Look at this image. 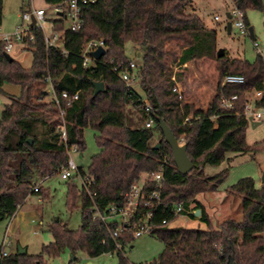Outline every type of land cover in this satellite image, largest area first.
Masks as SVG:
<instances>
[{
  "label": "trees",
  "instance_id": "16d2710c",
  "mask_svg": "<svg viewBox=\"0 0 264 264\" xmlns=\"http://www.w3.org/2000/svg\"><path fill=\"white\" fill-rule=\"evenodd\" d=\"M64 1L45 0L50 6ZM4 3L0 0V28ZM191 3L95 0L82 7L80 30L71 31L63 19L53 22V30L63 35V49L47 47L43 30L31 26L32 41H25L33 54L31 71L15 60L9 62L2 43L0 91L5 83H11L20 87L21 96L10 98L11 104L0 118V222L12 220L31 195L49 197L42 189L34 191L36 177L47 179L60 174L68 163L70 148L77 147L78 153L85 151L86 129L99 133L96 143L100 153L92 157L86 171L79 167V174L66 180L68 210L73 211L81 198L80 230L71 231L58 222L52 229L54 242L45 246L41 255L21 256L17 250L2 258L1 264H42L43 255L57 257L65 250L72 254L83 252L90 258L116 252L119 264H132L124 254L134 241L132 236L113 239L117 223L105 225L93 220L92 210L103 213L111 206H124L127 193L144 174L159 172L165 179L163 204L154 214L150 236L160 240L164 249L145 264H228L230 258L236 264H264V185L258 188L253 179L245 178L231 187L228 194L242 198L244 217L241 221L226 220L219 229L211 228L204 205L197 199L201 194L216 192L229 171L208 176L205 167L230 162V153L255 156L264 151V141L253 146L247 143V101L237 103L239 114L220 104L228 95L221 83L227 74L245 78L243 87L236 88L246 93H264V58L258 56L254 62L230 59L225 54L219 58L216 32L207 30L197 15L187 13ZM234 6L245 14L259 11L264 17V0H235ZM99 39L105 41L106 55L95 66L84 68L81 55L85 46ZM127 43L142 54L137 68L139 82L133 88L114 71L128 65ZM203 60L216 61L218 90L224 92L207 110L185 99L181 101L174 92L185 80L187 65ZM48 78L53 81L60 105L45 100ZM95 83H103L104 91L95 94ZM64 92L79 93V100L66 106L61 100ZM145 99L154 108L150 115L145 111ZM256 104L264 105V97ZM150 116L156 120L157 128L162 119L178 141L184 139L194 165L188 175L178 172L163 135L154 141L152 129L145 127ZM18 161L19 168L15 166ZM83 177L91 180L89 193L81 182ZM155 188V183L147 184V190ZM179 204L184 212L177 215L175 207ZM198 210L202 211L206 229L171 227L180 216L194 219L193 212ZM117 243L122 244V250H116Z\"/></svg>",
  "mask_w": 264,
  "mask_h": 264
},
{
  "label": "rangeland",
  "instance_id": "374dc122",
  "mask_svg": "<svg viewBox=\"0 0 264 264\" xmlns=\"http://www.w3.org/2000/svg\"><path fill=\"white\" fill-rule=\"evenodd\" d=\"M190 1L192 3L187 9V13L197 15L203 21L207 30L216 32L217 53L220 49H223L225 55L230 59L247 60L249 62H254L258 56L264 58V17L261 12L252 10L246 12L249 29L252 28L254 31L255 40H253L250 35L242 34L234 26H232L230 33L227 30V14L235 8V0ZM22 7H24V10H22ZM38 9L47 11L43 29L47 35H52L53 22L61 18L50 9V5L45 0H5L0 37L12 38L19 28L25 31L28 30L30 25L27 22L21 27L18 25L22 20L23 11L32 12ZM69 24L70 21H67V25ZM255 42L259 45V48H255ZM140 51L139 49L135 50L132 43H127L125 46L127 58L136 61L138 64L141 63L142 54ZM9 55L27 71L32 70L33 54L27 49L24 42H16L13 39V48ZM216 68L217 63L215 60H203L195 65L193 63L187 65L185 80L177 86L178 90L184 95L185 101L196 104V107L200 109L207 110L209 106L217 103L222 98L224 92L232 91L238 92L244 102H254V99H256L255 93H246L243 88L225 87L224 92H220L218 90L219 74ZM221 83L223 87V79ZM141 95L143 96L142 93ZM20 96L21 89L19 86L5 83L2 91H0V118L6 107L11 104L10 98ZM45 100L47 103H53L55 95L50 92ZM255 112L261 114L264 119V105L257 107ZM152 131L154 141H159L162 137L161 130L155 126ZM98 136L97 131L91 128L86 129L87 149L77 154H70L76 164L84 168L85 171L88 169L92 157L100 153L96 143ZM246 140L250 146L264 141V120L255 128L249 122ZM227 157L231 159L230 162L226 161L216 167L207 166L204 170L206 175L215 176L228 169L225 181L216 192L201 194L197 197L204 205L213 229H219L226 220L241 221L244 217L242 198L228 194L231 187L245 178L253 179L258 188L263 186L264 151L255 156L230 153ZM19 164L18 161L15 166L19 168ZM146 177L144 174L142 180H145ZM78 185L81 188L80 181H78ZM34 186H39L43 191L49 193V197L43 198L39 195H31L12 220L0 222V247L5 245L8 253H14L19 247H22L27 249L30 256L41 255L43 248L54 242L52 229L56 223L60 222L62 225H67L71 231H79L82 226L81 198L77 200V207L73 211H69L66 199L67 181L63 180L60 174L47 179L36 177ZM171 227L207 228L200 218L195 217L193 219L188 215L180 216L171 224ZM163 249L164 244L160 240L146 235L128 245L124 250V254L132 264H145L155 260ZM42 264H119V258L116 252L90 258L83 252L72 254L69 250H65L57 257L43 255Z\"/></svg>",
  "mask_w": 264,
  "mask_h": 264
},
{
  "label": "built area",
  "instance_id": "2783aa9c",
  "mask_svg": "<svg viewBox=\"0 0 264 264\" xmlns=\"http://www.w3.org/2000/svg\"><path fill=\"white\" fill-rule=\"evenodd\" d=\"M93 2H95V0H65L63 3L50 6V9H52L55 14L61 19L70 21L68 29H70L71 31H77L81 29L83 23L81 18L82 7ZM46 13L47 11L45 9H38L23 14L21 26H23L24 23L27 22L30 25L29 29L25 31L19 28L17 33L12 38L0 37V47L3 43L4 50L7 54H9L13 48V39L16 42L24 43L26 39H30V41H32V38L29 37V31L34 19L36 21L35 26L42 29L44 32L47 47L63 49V35L59 32L54 31L53 29L52 35H47L43 29V22L46 19ZM230 14L232 26L238 28L242 32V34L250 35L246 20V14L236 7L230 12ZM254 46L255 48H259V45L256 42L254 43ZM100 48L106 49L105 41L103 39L91 41L85 46L84 51L81 55L84 68H91L97 64L98 61L91 56V53L97 51ZM137 68L138 63H136V61L132 59H129L128 65L125 69L119 71V69L116 68L114 71L119 74V77L123 82L127 84V86L133 88L139 82ZM46 82L47 92H52L55 95L54 103L60 105V99L55 93L52 79L48 78L46 79ZM244 84L245 78L241 75L227 74L223 79V87L236 88L243 87ZM174 92L179 94V98L181 101L184 99L178 88H175ZM263 95V92H256V99H254V102H246L245 104L244 115L248 120L252 119L253 123L261 124L264 120L261 114L255 112L258 107L256 102L259 101L257 99H262ZM61 100L66 103V106H70L73 102L79 100V93H75L72 95L68 92H64L61 95ZM242 101L243 100L238 92L229 91L228 95L222 98L220 104L223 109L233 110L236 114H239V110L236 105L237 103ZM144 103L146 113H148L149 115L153 113L154 108L151 103L146 99ZM64 114L65 112L62 110L61 115L63 116ZM212 121L214 123V126L217 127V118L214 117ZM156 124V120L150 116L145 122V127L147 129H153ZM179 144L180 146H183L185 144L184 139H181L179 141ZM71 153L77 154L78 148L72 147L69 149L68 163L64 168L61 169L60 172L61 178L63 180H68L79 174V166L70 156ZM146 176L147 177L145 180H141L140 182L132 186L131 190L126 195V203L124 206H111L107 209V211L103 213L98 210H92L93 220H98L105 225L112 222L117 223L118 228L112 234L113 239H118L125 235H131L133 240H137L146 235L153 234L154 227L151 222L153 220L154 214L163 204L162 190L164 187L165 179L162 172L147 174ZM81 182L89 193V185L91 183L90 178L83 177L81 178ZM148 183H155L156 188L153 190H147ZM40 189L41 188L39 186H35L34 191L37 193L40 191ZM175 212L177 215L183 213V205H176ZM193 213L195 214L196 211H194ZM163 223L166 224V221H164ZM122 248V244H116L117 251L122 250ZM7 256H9V253L6 250L5 245H3L2 251L0 253V264L2 258Z\"/></svg>",
  "mask_w": 264,
  "mask_h": 264
},
{
  "label": "water",
  "instance_id": "95a60500",
  "mask_svg": "<svg viewBox=\"0 0 264 264\" xmlns=\"http://www.w3.org/2000/svg\"><path fill=\"white\" fill-rule=\"evenodd\" d=\"M228 17V23H227V30L230 33L232 30V22H231V14L228 13L227 14ZM36 24V21L33 19V23H32V27H34ZM19 26L22 25V20L18 23ZM250 32V36L252 37L253 40H255L254 37V31L252 28L249 29ZM225 54V51L223 49H220L218 51V57L221 58L223 57ZM106 55V49L104 48H100L97 51L91 53V56L96 59L97 61L101 60L104 56ZM7 59L9 60V62H13L14 59L9 55L6 54ZM104 84L103 83H95V94H99L101 92L104 91ZM249 122L252 123V126L255 128L260 124L257 123H253L252 119H249ZM158 125H159V129L162 132V135L164 137L165 142L171 147L172 149V153H173V161L176 165V168L178 170V172L181 175H188L193 169H194V165L192 163V161L190 160L188 153H187V145L184 144L183 146H180L178 139L176 138V136L174 135L173 131L171 130V128L169 127V125L162 119L158 120ZM32 143V142H30ZM159 145H157L158 147ZM263 185H264V179H263ZM195 217L196 218H201L202 217V211L198 210L195 213ZM18 252L21 256L27 255V249H24L22 247L18 248ZM75 259V257H73ZM73 259V260H74ZM228 264H236L235 259L234 258H230Z\"/></svg>",
  "mask_w": 264,
  "mask_h": 264
},
{
  "label": "crops",
  "instance_id": "0c3cea01",
  "mask_svg": "<svg viewBox=\"0 0 264 264\" xmlns=\"http://www.w3.org/2000/svg\"><path fill=\"white\" fill-rule=\"evenodd\" d=\"M134 48H135V50H136V49H138V48H137V47H135V46H134Z\"/></svg>",
  "mask_w": 264,
  "mask_h": 264
}]
</instances>
